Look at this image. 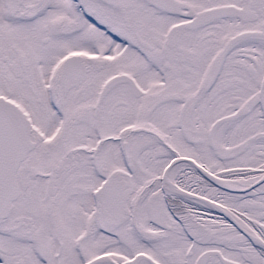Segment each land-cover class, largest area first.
I'll list each match as a JSON object with an SVG mask.
<instances>
[{"label":"snow or ice","instance_id":"obj_1","mask_svg":"<svg viewBox=\"0 0 264 264\" xmlns=\"http://www.w3.org/2000/svg\"><path fill=\"white\" fill-rule=\"evenodd\" d=\"M0 264H264V0H0Z\"/></svg>","mask_w":264,"mask_h":264}]
</instances>
